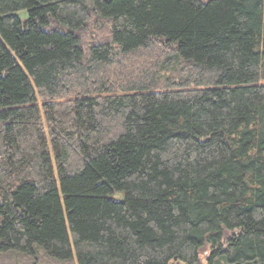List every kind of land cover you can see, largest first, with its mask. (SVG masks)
<instances>
[{"label": "trees", "instance_id": "1", "mask_svg": "<svg viewBox=\"0 0 264 264\" xmlns=\"http://www.w3.org/2000/svg\"><path fill=\"white\" fill-rule=\"evenodd\" d=\"M205 246L264 264V0H0V264Z\"/></svg>", "mask_w": 264, "mask_h": 264}, {"label": "rangeland", "instance_id": "2", "mask_svg": "<svg viewBox=\"0 0 264 264\" xmlns=\"http://www.w3.org/2000/svg\"><path fill=\"white\" fill-rule=\"evenodd\" d=\"M19 16H20L21 20L23 21L25 18L24 14H20ZM208 251H209V247L205 246L201 252L199 264H205V258L207 257Z\"/></svg>", "mask_w": 264, "mask_h": 264}]
</instances>
